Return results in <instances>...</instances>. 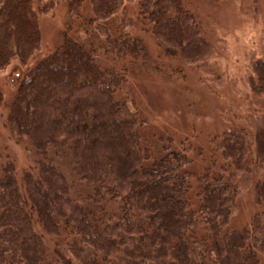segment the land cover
<instances>
[{
    "label": "trees",
    "instance_id": "1",
    "mask_svg": "<svg viewBox=\"0 0 264 264\" xmlns=\"http://www.w3.org/2000/svg\"><path fill=\"white\" fill-rule=\"evenodd\" d=\"M70 1V13H93L90 22L100 30L107 25L97 19L107 22L124 8L123 0H87L82 13L84 0ZM55 5L0 0V69L14 58L24 66L8 125L39 156L38 174L25 171L23 184L12 160L0 166V264H261L264 175L253 178L264 170V114L251 113L240 128L212 138L211 162L199 172L187 146L165 143L152 159L138 111L115 95L146 57L143 37L109 31L105 43L115 61L104 65L95 48L65 34L29 64L41 47L39 15ZM137 8L167 55L212 72L214 47L182 0H138ZM247 82L264 95V58L252 59ZM63 149L91 188L84 201L72 196L60 168ZM250 190L257 209L249 223L227 228ZM48 236L62 237L66 252L57 247L50 257Z\"/></svg>",
    "mask_w": 264,
    "mask_h": 264
},
{
    "label": "rangeland",
    "instance_id": "2",
    "mask_svg": "<svg viewBox=\"0 0 264 264\" xmlns=\"http://www.w3.org/2000/svg\"><path fill=\"white\" fill-rule=\"evenodd\" d=\"M55 2L52 10L39 15L41 47L29 64L52 52L65 34L88 48H95L98 51L95 59L99 58L100 62H105L100 64L104 65L115 61L105 43L109 31L113 35L129 31L143 37L146 57L130 67L126 82L115 95L138 111L145 140L151 143L147 146L152 159L164 154L165 143H171L174 149L187 146L188 155L193 159L190 167L199 172L211 162L216 144L212 138L223 131L240 128L251 113L264 114V95L253 93L247 82L252 59L264 58V0H182L196 15L205 37L214 47L211 73L202 72L179 57L167 55L150 32L149 24L139 20L138 0H123L124 8L107 22L97 19L96 22L107 25L106 30H100L90 22L92 10V16L73 15L70 0ZM84 8L82 13L88 12L87 0H84ZM23 72L24 66L17 58L8 67L0 69V88L4 92V101L0 104V166L12 160L20 184H23L25 171L38 174L39 157L30 139L18 138L8 125L9 105ZM58 152L60 168L71 183L72 196L84 201L91 188L73 172L68 151ZM262 175L264 170L253 178V182ZM191 179L196 181L194 176ZM188 197L190 200V193ZM256 209L253 191H243L227 228L244 227ZM57 247L66 252L62 237L48 236L50 257ZM259 255L264 264V252Z\"/></svg>",
    "mask_w": 264,
    "mask_h": 264
}]
</instances>
